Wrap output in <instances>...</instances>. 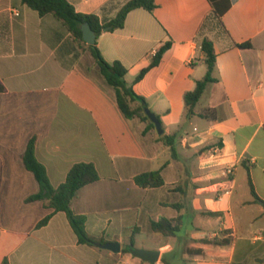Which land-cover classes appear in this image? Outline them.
I'll return each instance as SVG.
<instances>
[{
	"label": "crops",
	"instance_id": "0c3cea01",
	"mask_svg": "<svg viewBox=\"0 0 264 264\" xmlns=\"http://www.w3.org/2000/svg\"><path fill=\"white\" fill-rule=\"evenodd\" d=\"M67 1L109 19L128 0ZM155 4L152 13L130 11L123 28L102 31L96 43L106 62L127 69L128 86L174 137L173 154L156 129L122 115L91 54L58 20L0 0V264H150L122 252L130 242L158 251L155 264H264V0ZM214 11L223 12L216 19ZM204 38L214 47L217 82L186 117L183 95L207 71ZM165 42L172 45L159 65L135 82ZM206 108L214 119L200 116ZM34 136L54 188L74 164L94 165L99 180L75 194L71 209L85 217L90 237L118 242L119 253L79 244L62 212L36 228L52 210L25 201L39 191L22 163ZM150 171H160L164 185L138 187L134 177ZM177 217L175 236L150 228ZM141 233L151 247L137 246Z\"/></svg>",
	"mask_w": 264,
	"mask_h": 264
},
{
	"label": "trees",
	"instance_id": "16d2710c",
	"mask_svg": "<svg viewBox=\"0 0 264 264\" xmlns=\"http://www.w3.org/2000/svg\"><path fill=\"white\" fill-rule=\"evenodd\" d=\"M21 2L28 8L38 13L40 17L45 15H52L58 20L67 32H69L78 44L79 49L88 51L93 57L100 75L110 86L116 97V104L122 115L127 120L138 119L147 125L148 129L155 130L154 124L144 113V108L147 107L144 98L138 96L131 86L125 81L127 69L119 62L114 61L108 63L102 57L97 43L87 45L82 39L81 25L87 23L96 35V39L106 27H110V31L121 29L128 13L135 9H143L152 13L155 8V0H128L116 12V14L109 19L100 17L97 14H82L75 11L74 7L67 0H21ZM111 7V2L102 6L101 11L104 12ZM223 11H214L216 19L220 17ZM171 42H165L154 54L149 67L143 69L135 78V82H139L146 72L159 65L163 55L171 48ZM249 46V44L240 45ZM201 52L204 54V63L207 67L205 75L195 82V88L188 91L183 95L184 107L186 110V117L194 115V110L198 105L202 95L207 87L217 82L214 76L216 54L212 42L208 38H204L200 45ZM5 88L0 80V93L4 92ZM215 109L206 108L200 113L203 118H215ZM159 119V117H158ZM161 123V122H160ZM164 145L170 147L172 154L174 153V137L164 136L163 134L158 137ZM35 143L36 136L32 137L26 146L22 155V163L25 169L30 172L39 186V191L35 194L28 196L25 201L27 203L42 201L46 202L45 206L51 209L52 212L40 220L36 228L45 226L51 217L62 212L65 214L68 223L74 231L79 244L88 246H97L104 243L102 239H94L90 237L85 230L86 219L83 215L74 213L71 209V202L75 194L83 187L92 184L99 180L98 173L91 163H77L74 164L68 171L65 180L56 188H54L46 174L45 167L39 163L35 157ZM134 183L140 188H158L164 185L160 171H150L141 173L134 177ZM249 186L252 195L256 198L255 191L249 179ZM181 224L180 217L169 220L160 218L157 221L150 222V228L154 233H160L164 236H175ZM209 244H223L222 241L212 240L208 241ZM130 246L122 249L123 253H129ZM2 264H7L4 260Z\"/></svg>",
	"mask_w": 264,
	"mask_h": 264
},
{
	"label": "water",
	"instance_id": "95a60500",
	"mask_svg": "<svg viewBox=\"0 0 264 264\" xmlns=\"http://www.w3.org/2000/svg\"><path fill=\"white\" fill-rule=\"evenodd\" d=\"M81 32H82V39L85 41L87 45H93L96 42V35L90 28L87 23L81 25ZM110 30V27L104 28L102 31L106 32ZM145 115L149 118V120L154 124L155 129L159 135L163 134V129L158 117L148 108H144ZM101 249H105L111 251L113 253L120 252V244L118 242H111V243H100L97 245ZM129 253L144 262H148L150 264H155L159 258V252L154 250L148 249H140L135 247L129 248Z\"/></svg>",
	"mask_w": 264,
	"mask_h": 264
},
{
	"label": "rangeland",
	"instance_id": "374dc122",
	"mask_svg": "<svg viewBox=\"0 0 264 264\" xmlns=\"http://www.w3.org/2000/svg\"><path fill=\"white\" fill-rule=\"evenodd\" d=\"M211 23H212V21L208 22V24H211ZM205 101H206V98L204 96L200 100V102H199V104L197 106V109H200L204 105ZM125 244H126L125 246H127L128 243H125ZM136 244H137V246H142L143 245V246H146V248H147V247H151L152 246V240H151L150 236L147 235L146 233H141V234L136 235ZM140 249H144V248H140ZM145 263H148V262H145Z\"/></svg>",
	"mask_w": 264,
	"mask_h": 264
},
{
	"label": "built area",
	"instance_id": "2783aa9c",
	"mask_svg": "<svg viewBox=\"0 0 264 264\" xmlns=\"http://www.w3.org/2000/svg\"><path fill=\"white\" fill-rule=\"evenodd\" d=\"M16 15H17V14H16ZM225 173H226L228 176H230V175L233 174V172H232L231 169H227V170L225 171Z\"/></svg>",
	"mask_w": 264,
	"mask_h": 264
}]
</instances>
